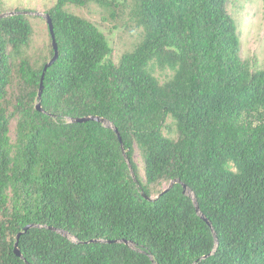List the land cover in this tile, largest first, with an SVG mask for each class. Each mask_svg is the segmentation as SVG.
Masks as SVG:
<instances>
[{
	"label": "trees",
	"instance_id": "trees-1",
	"mask_svg": "<svg viewBox=\"0 0 264 264\" xmlns=\"http://www.w3.org/2000/svg\"><path fill=\"white\" fill-rule=\"evenodd\" d=\"M128 2L141 39L114 61L68 6L113 16ZM45 12L58 58L42 110L52 45L33 59L28 16L0 17V264H264V68L241 57L228 0H55ZM89 114L117 128L125 155L113 128L71 121ZM175 178L194 200L181 183L162 192ZM30 223L42 227L19 236V257Z\"/></svg>",
	"mask_w": 264,
	"mask_h": 264
},
{
	"label": "rangeland",
	"instance_id": "rangeland-1",
	"mask_svg": "<svg viewBox=\"0 0 264 264\" xmlns=\"http://www.w3.org/2000/svg\"><path fill=\"white\" fill-rule=\"evenodd\" d=\"M54 2L55 0H0V13L16 9L30 12L27 16L33 32L26 53L33 59L49 55L50 35L43 14ZM68 9L91 20L105 33L113 50L114 61H117L123 52L131 50L141 39L142 29L132 20L129 2L113 16L107 9L94 3L87 7L69 5ZM228 9L239 22L241 57L248 59L254 68H264V4L260 0H228ZM163 73L157 72L161 79L167 74ZM164 133H168L166 129ZM134 160L138 166L139 175L143 177V161L137 147ZM167 184L163 182L160 187H165ZM67 236L71 237L69 234Z\"/></svg>",
	"mask_w": 264,
	"mask_h": 264
},
{
	"label": "water",
	"instance_id": "water-1",
	"mask_svg": "<svg viewBox=\"0 0 264 264\" xmlns=\"http://www.w3.org/2000/svg\"><path fill=\"white\" fill-rule=\"evenodd\" d=\"M29 14L30 12L29 11H26V10H13V11H8V12H3V13H0V17H4V16H7V15H13V14ZM44 18H45V21H46V24H47V27H48V32H49V35H50V40H51V45H52V48H53V56L44 64L43 66V71L41 73V77H40V84H39V90H38V93H37V103L35 105L36 109L37 110H42L41 108V104H40V98H41V94H42V90H43V79H44V73L46 71V69L52 65L56 59L58 58V50H57V44H56V41H55V36H54V31H53V24H52V21H51V18L49 16V14L47 12H45L44 14ZM87 120H94V121H97V122H101L102 124L108 126V127H111L114 129L115 133L117 134L118 136V139H119V143H120V146H121V149H122V152L123 154L125 155V151H124V148H123V145H122V142H121V138H120V134H119V131L117 130L116 127L113 126L112 123H110L106 118L102 117V116H99V115H85V116H80V117H74V118H71V121H74V122H84V121H87ZM129 165V163H128ZM130 167V165H129ZM131 169V168H130ZM131 175L132 177L135 179V174L133 173V171L131 170ZM174 183H181L180 179L179 178H175L173 180H171L168 184V186L166 188H164L162 190V192H165L167 189H169ZM182 184V187H183V192L185 194H187L188 196H190L191 198H193L194 200V197H193V194L191 193L190 189L187 187L186 184L184 183H181ZM161 192V193H162ZM142 196L146 199H149V200H152L154 199L153 197H148L146 195H144L143 193H141ZM195 203V202H194ZM195 209H196V212L197 214L200 216V218L202 220H204L209 226H211V223L208 221V219L206 218V216L201 213L199 211V207L198 205L195 203ZM44 227L46 228H49V229H52L54 231H58L60 233H62L63 235L67 236V232L59 229V228H56V227H53V226H47V225H43ZM31 227H42V225H39V224H34V223H30V224H27L23 227V229L21 231H19L16 235V239H15V242H14V246H13V251L14 253L19 256V257H23L19 248H18V239H19V236L26 232L29 228ZM88 242H105V243H112V242H122V243H125V244H129L130 246H134L133 243H130L129 241H127L126 239L124 238H120V239H101V238H92V239H89V240H86V241H83V243H88ZM206 255L202 256L203 258L205 257ZM152 258V257H151ZM153 259V258H152ZM26 261V260H25ZM29 264V263H28Z\"/></svg>",
	"mask_w": 264,
	"mask_h": 264
}]
</instances>
